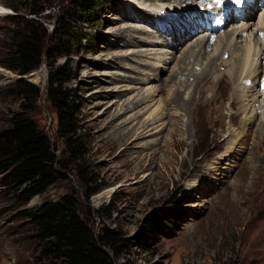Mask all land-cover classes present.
<instances>
[{
    "label": "rangeland",
    "instance_id": "rangeland-1",
    "mask_svg": "<svg viewBox=\"0 0 264 264\" xmlns=\"http://www.w3.org/2000/svg\"><path fill=\"white\" fill-rule=\"evenodd\" d=\"M37 1L44 8L40 20L52 33L71 0ZM215 1L107 0L90 24L69 18L90 41H74L68 54L43 56L37 69L22 76L2 62L14 26L8 15L16 14L9 4L24 13L32 0H0L10 10L0 15V128L26 107L51 138L66 174L25 206L4 187L0 175V264H36L35 226L21 212L71 191L96 234L106 227L121 236L118 264H264V142L260 144L262 133L256 130L259 119H252L250 127L244 116L246 103L251 105L259 98L256 91L264 90V60L259 76L228 82L229 53L218 60L222 44L217 42L235 46L227 37L229 22L222 21L226 28L218 31L219 18L207 10L202 21L184 17ZM231 3L237 10L236 0ZM257 5L251 9L250 28L233 41L245 44L248 33L260 30L262 9ZM168 12L177 16L165 27L162 16ZM204 23L218 29L214 40L199 25ZM203 37V46L197 47ZM194 50L195 56L182 59ZM65 64L77 73L65 84L80 102L83 149L76 157L58 134L57 113L47 98L50 70ZM207 68L209 82L200 84L209 106L193 116L192 124L193 107H182L174 94L180 89L181 99L195 94L201 86L195 76ZM218 76L217 86L212 78ZM21 77L36 85L35 102L15 86ZM232 94L237 96L232 99ZM241 95L245 102L235 106ZM254 167H260V180H252ZM94 190L88 199L86 192ZM161 210L170 227L157 231L148 224ZM143 233L149 237L147 248L137 243Z\"/></svg>",
    "mask_w": 264,
    "mask_h": 264
},
{
    "label": "trees",
    "instance_id": "trees-1",
    "mask_svg": "<svg viewBox=\"0 0 264 264\" xmlns=\"http://www.w3.org/2000/svg\"><path fill=\"white\" fill-rule=\"evenodd\" d=\"M106 1L71 0L52 33L47 32L40 20L44 11L41 2L32 0V6L24 13H20V8L14 4H9L16 14L8 15L14 26L3 55V64L24 76L41 65L43 56L50 58L58 53L68 54L74 41H90L87 32L72 25L69 18H79L90 24L94 21L95 10ZM24 8L27 9V6ZM75 78L77 73L66 64L52 68L47 88V98L58 117V134L74 157L83 149L78 132L80 102L65 84ZM15 86L28 100L32 96L33 102L39 95L36 85L24 77L19 78ZM56 151L51 138L40 129L26 107L12 113L0 128V175L4 187L9 189L20 205L25 206L66 177L63 172L65 166ZM96 192H86L87 198ZM21 213L35 226V237L39 243L36 264H118L121 236L114 229L106 227L96 234L90 221L82 216L75 192L46 201L36 208L26 207ZM165 215L164 210L155 213L148 225L154 226L157 231L170 227L164 225L162 219H165ZM169 222L175 223L170 219ZM137 243L149 247L148 235L141 234Z\"/></svg>",
    "mask_w": 264,
    "mask_h": 264
},
{
    "label": "bare ground",
    "instance_id": "bare-ground-1",
    "mask_svg": "<svg viewBox=\"0 0 264 264\" xmlns=\"http://www.w3.org/2000/svg\"><path fill=\"white\" fill-rule=\"evenodd\" d=\"M131 1H134V3H136V0H131ZM220 3L223 4L221 8H220ZM243 3L246 4L247 1H245ZM256 3H257V1L255 3L248 4L243 10H238V9L236 10L235 7H233L234 4L231 3V0H218V4L215 5V8L214 7H208V5H206L205 7H203V10L201 12H199L200 9L197 8L196 12L189 10V11H187L188 16H184V17H188V18L193 17L194 19H197V20L199 19L200 21H202L204 19L205 13H206V12H204V10H207V11L209 10V12L211 14H214L219 19H221V22L219 24L221 26V29L224 28V24L226 22H229V24L231 25V30L228 32L227 37L230 38V40H231V41H229L230 44H235V46L232 48L231 46H229L228 42L227 43L222 42L223 40L222 41L220 40L219 43L216 41L218 46H220L222 44V48L219 50V53L221 55H220V58L218 60H220L222 58V56H224L225 53H229V58L225 61V65L227 66V68H226V71L224 72V74L228 78V82L234 81L237 83L240 81L248 80L253 75L259 76V73H260L259 69L261 67L260 62H263V60H264V43H262L260 45V37L262 36V34L264 36V10H262L260 13L261 16H260V19H259L258 25H257L258 26L257 28L258 29L260 28V30L257 31V33H255V34L253 31L251 33H248V35L246 36L247 38L245 37V44H242V43L239 44L238 42L233 41L237 36L242 37L243 34L246 33L248 31V29L250 28V26H251L250 15H252L251 9L253 8L254 5H256ZM229 9H232L231 12H229ZM9 11L10 10L8 8H6L2 4H0V15H4L5 13H8ZM253 12H254V10H253ZM194 13H195V15H193ZM234 13L237 14L239 17L238 22L234 18ZM168 14H169V12L162 16V20H164L163 22H165V24H164L165 27L168 24L173 23L174 18H172V17L177 16V15L172 16V15H168ZM182 18L183 17H180V19H182ZM222 21L224 22L223 25H222ZM185 22H189V21L185 20ZM199 25H201V24H199ZM217 25L215 24V26H217ZM173 31H174V29H173ZM190 31H192V29ZM210 40L211 39H209V41ZM226 40L228 41L227 38H226ZM204 42H205V38L203 37L196 46L201 47V46H203ZM202 50L203 51L205 50V46L202 48ZM194 53H195V50L192 52V54L186 53L184 56H182V59H183V57H184V59H187L188 57L193 56ZM141 54H143V53H141ZM138 59H140V58H138ZM137 61H138V63H140L141 60L140 61L137 60ZM263 69H264V64H263ZM208 70L209 69L207 68L206 70H204L203 72H201L200 74L195 76L196 80H197L196 84L201 85V86L197 90H195L196 93L191 95V97H189L188 99H186V98L181 99V96H180V94H181L180 90L181 89L178 90L177 92H175V94H174V98H175L174 100L177 103L180 101L179 104L182 107H184L188 110L191 107H193L192 109L194 112L190 111L192 113V115H191V123L192 124L195 123V119L193 116L196 115L200 109H206V107L209 106V103L206 101V99H203L206 96H205V91L202 89L203 85L200 84L201 80H204V82H206V83L209 82L208 78L211 77V75L208 73ZM132 77H134V76H132ZM219 79L220 78L218 76L215 80H214V78H212V81H214V83L218 86ZM244 86H245V88L243 89V92L244 91L247 92V90H246L247 87H246V85H244ZM241 90L242 89H237V92L241 93ZM255 94L256 95L258 94L259 98L253 100L251 105H249V102L246 103V107H245L246 110L244 112V116L246 118L245 123L251 127L250 121L252 119H254L255 117L258 118L259 119L258 120V128L256 130H257L258 134L262 133L261 136H263L264 135V95H262V93L259 92L258 90L256 91ZM242 95L239 96V98H237V102H236L235 106L240 104V100H242V102H245V98H243L244 96H242ZM235 96H237V95L234 94L232 96V99H234ZM209 100L212 101V99H209ZM237 108H238V106H237ZM253 131H255V130H253ZM128 134H130V136H132V135H134V132H130ZM128 134H127V136H128ZM142 135H143V133H139L137 136L140 137ZM261 136L259 138L260 144H262V142H264V139H263V137L261 138ZM128 139H124V142L128 141ZM263 157H264V155H263ZM259 168L254 167L253 174H256V175L255 176L252 175V180H260L261 176L259 175V172H258L260 170Z\"/></svg>",
    "mask_w": 264,
    "mask_h": 264
}]
</instances>
